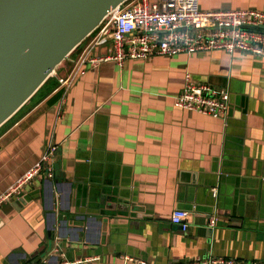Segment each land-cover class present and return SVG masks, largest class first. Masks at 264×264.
I'll return each instance as SVG.
<instances>
[{"label":"crops","instance_id":"obj_1","mask_svg":"<svg viewBox=\"0 0 264 264\" xmlns=\"http://www.w3.org/2000/svg\"><path fill=\"white\" fill-rule=\"evenodd\" d=\"M198 1L202 11L264 13V0ZM79 52L0 127V195L56 147L0 206V264H59L56 240L72 264L264 263V59L103 62L64 94L58 79ZM187 75L230 92L226 119L174 107ZM176 210L189 213L186 232L171 224Z\"/></svg>","mask_w":264,"mask_h":264},{"label":"built area","instance_id":"obj_2","mask_svg":"<svg viewBox=\"0 0 264 264\" xmlns=\"http://www.w3.org/2000/svg\"><path fill=\"white\" fill-rule=\"evenodd\" d=\"M106 46H109V54L93 56L94 48ZM213 51L228 54L242 52L264 59V13L255 10L202 11L198 0H127L119 8L110 11L82 43L70 73L65 78H59L58 84L65 94L74 81L85 74L87 66L95 68L103 62L121 66L126 60ZM174 107L226 119L230 109V92L208 83L192 81L191 76L187 75L181 91L175 97ZM55 150L54 144H50L42 158L0 195V206L20 194L22 187L43 170ZM50 174L48 168L47 176ZM212 193L215 197L216 193ZM188 215L185 210L174 211L170 217L171 224L186 232L189 228ZM216 224L215 217L209 220V226ZM57 241L50 255L58 256L59 264H72L57 248ZM31 264H47V260L43 258ZM136 264L146 263L138 261ZM185 264L238 263L233 259L211 257Z\"/></svg>","mask_w":264,"mask_h":264},{"label":"water","instance_id":"obj_3","mask_svg":"<svg viewBox=\"0 0 264 264\" xmlns=\"http://www.w3.org/2000/svg\"><path fill=\"white\" fill-rule=\"evenodd\" d=\"M126 1L0 0V127Z\"/></svg>","mask_w":264,"mask_h":264},{"label":"trees","instance_id":"obj_4","mask_svg":"<svg viewBox=\"0 0 264 264\" xmlns=\"http://www.w3.org/2000/svg\"><path fill=\"white\" fill-rule=\"evenodd\" d=\"M82 46V44L73 52L74 54H77V52H79V50L81 49L80 47ZM71 56H72V54H71ZM59 95H60V93L58 92L55 96H54V98L52 99V101H56L58 98H59Z\"/></svg>","mask_w":264,"mask_h":264},{"label":"rangeland","instance_id":"obj_5","mask_svg":"<svg viewBox=\"0 0 264 264\" xmlns=\"http://www.w3.org/2000/svg\"><path fill=\"white\" fill-rule=\"evenodd\" d=\"M149 1L152 2V1H154V0H149ZM65 62H66V60H65ZM62 64L64 65V63H62ZM62 64H61V65H62ZM61 67H62V66H59L58 68H61ZM27 106H28V105H26V107H27ZM26 107H24V108H26ZM15 118H16V117H15ZM13 120H14V119H13ZM13 120L10 121L9 123H7V122L9 121V120H8V121L6 122L7 124L5 123V124H6L5 126H8V124H10L11 122H13ZM3 128H4V127H3ZM1 132H2V129L0 130V133H1Z\"/></svg>","mask_w":264,"mask_h":264}]
</instances>
